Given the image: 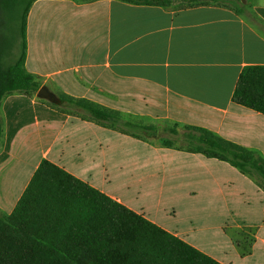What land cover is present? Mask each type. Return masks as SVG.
<instances>
[{
  "label": "crops",
  "instance_id": "crops-1",
  "mask_svg": "<svg viewBox=\"0 0 264 264\" xmlns=\"http://www.w3.org/2000/svg\"><path fill=\"white\" fill-rule=\"evenodd\" d=\"M174 1L161 7L120 0H36L27 21L25 68L56 95L92 101L144 125L203 128L264 158V115L232 101L243 69L264 66V0L240 5L239 0H225L233 5ZM0 116V214L13 212L44 159L94 186L92 171L85 169L99 164L107 173L103 152L107 156L117 137L164 161L193 163L195 181L202 179L198 167L208 171L205 180L214 178L209 168L217 159L119 134L38 97L10 94ZM254 187L264 202V193ZM241 196L246 205L253 204L252 193L244 190ZM173 234L190 244L181 233Z\"/></svg>",
  "mask_w": 264,
  "mask_h": 264
},
{
  "label": "trees",
  "instance_id": "trees-1",
  "mask_svg": "<svg viewBox=\"0 0 264 264\" xmlns=\"http://www.w3.org/2000/svg\"><path fill=\"white\" fill-rule=\"evenodd\" d=\"M36 0H0V17L14 9L21 14L20 54L5 67L0 50V106L13 93L36 97L41 84L25 68L27 21ZM89 1V0H84ZM135 5L170 7L174 0H120ZM233 5V1L191 0L183 3ZM13 8V9H12ZM237 12H242L238 7ZM8 13V14H7ZM3 20V19H2ZM0 21V31L5 24ZM5 36L3 37V39ZM7 45L11 42L7 39ZM50 107L90 115L103 124L139 140L156 139L165 148L176 143L160 135L155 125L124 121L121 113L86 99L57 95ZM233 103L264 115V66H247L239 76ZM0 116V147L3 135ZM179 127V125H175ZM188 151L231 165L243 175L264 182V158L257 152L198 127H185ZM176 133V129H171ZM0 264H222L117 199L44 159L15 209L0 214Z\"/></svg>",
  "mask_w": 264,
  "mask_h": 264
},
{
  "label": "rangeland",
  "instance_id": "rangeland-1",
  "mask_svg": "<svg viewBox=\"0 0 264 264\" xmlns=\"http://www.w3.org/2000/svg\"><path fill=\"white\" fill-rule=\"evenodd\" d=\"M14 1L7 0L12 5ZM246 1L252 3L254 0H239V5ZM1 20L6 27L4 33L0 31V50L5 51L1 60L8 67L20 54L21 14L13 9L9 15L0 17ZM7 39L12 40L10 46ZM69 113L91 121L87 113L72 110ZM123 118L126 122H139L126 116ZM155 126L161 136L176 143L175 150L188 151L190 136L195 134L164 122H158ZM171 129L177 132L172 133ZM149 140L153 145L160 143L156 139ZM103 159L108 164L107 173L99 164L85 169L86 172L92 171L90 175L94 186L99 190L121 199L126 206L144 213L164 229L181 233L190 244H196L203 252L234 264H264V202L254 187L258 186L260 192L264 193L263 181L255 177L245 180L237 169L217 160H212L213 167L209 168L214 174L212 180H205L208 171L198 167L197 171L204 180L195 181L190 174L191 168H196L191 165L193 163L164 161L152 150L136 143H124L118 137L117 141L112 140L107 156L104 157L103 152ZM244 190L252 193V205L245 204L246 195L244 198L241 196ZM192 192L196 195H191ZM258 226L263 227L260 233ZM257 235L261 240H257ZM190 238L197 243L190 241ZM252 253L253 256L249 257Z\"/></svg>",
  "mask_w": 264,
  "mask_h": 264
},
{
  "label": "water",
  "instance_id": "water-1",
  "mask_svg": "<svg viewBox=\"0 0 264 264\" xmlns=\"http://www.w3.org/2000/svg\"><path fill=\"white\" fill-rule=\"evenodd\" d=\"M37 97L42 100H46L51 103H59L60 99L59 97L51 92L48 87L43 86L37 93Z\"/></svg>",
  "mask_w": 264,
  "mask_h": 264
}]
</instances>
